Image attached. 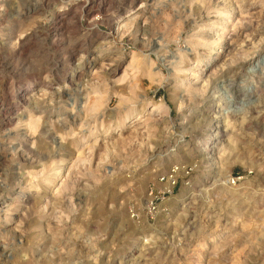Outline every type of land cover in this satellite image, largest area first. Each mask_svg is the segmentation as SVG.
<instances>
[{"label":"rangeland","instance_id":"obj_1","mask_svg":"<svg viewBox=\"0 0 264 264\" xmlns=\"http://www.w3.org/2000/svg\"><path fill=\"white\" fill-rule=\"evenodd\" d=\"M127 13L138 23L122 36ZM0 14V264H264V0H0ZM228 15V65L187 82L211 52L194 41L217 39ZM134 53L158 75L118 82L127 64L115 79L95 67ZM85 97L93 108H72ZM143 103L134 128L105 132ZM177 169L163 196L160 177ZM150 189L164 197L155 214Z\"/></svg>","mask_w":264,"mask_h":264},{"label":"bare ground","instance_id":"obj_2","mask_svg":"<svg viewBox=\"0 0 264 264\" xmlns=\"http://www.w3.org/2000/svg\"><path fill=\"white\" fill-rule=\"evenodd\" d=\"M102 1V0H101ZM145 1V0H144ZM169 1V0H168ZM105 2V1H104ZM227 2V1H226ZM163 3V2H162ZM90 4H93V2H90ZM95 4V3H94ZM231 5V4H230ZM235 5H236V3H235ZM127 6V5H126ZM191 6V5H190ZM227 6V5H226ZM237 6V5H236ZM146 7V6H145ZM124 8V7H123ZM138 8V7H137ZM140 8V7H139ZM186 8V7H185ZM88 9V8H87ZM94 9V8H93ZM119 10V9H118ZM134 10V9H133ZM138 10V9H137ZM186 10V9H185ZM231 10H233V8H231ZM107 11V10H106ZM87 12H88V10H87ZM189 12V11H188ZM216 13V12H215ZM218 14V13H217ZM222 14V13H221ZM92 15V14H91ZM230 15V14H229ZM228 15V19L225 21V24L222 26V30H221V32L219 31L218 32V34H217V39H214L212 42L210 41V40H208V38H207V41H210V42H207L206 40H204V37L203 38H198L197 37V40L196 41H194L195 40V38H194V42L195 43H197V46H198V48H199V46H201V47H207V48H209V49H211V52L209 53V54H205L206 56H207V60H205L203 63H202V67L200 68V70L199 71H197V74L196 73H193V71H190L189 72V74H188V80H187V82L188 81H190V80H195L196 82L195 83H203V87L204 86H206V83L208 82V79H207V77H206V75H205V77L203 76H201V75H199V74H201V72H203V70H204V68L206 67H209V69H212V68H217L218 67V63H220L221 61H222V66H224V64H227V60L225 59V58H227V56L231 53V49H234V44H236L235 42H234V40H233V38L234 37H232V36H228V35H231V33H230V30H228L231 26H229L228 28H225L226 27V25H228L227 23H229V19L231 18V16H229ZM133 16H135V13H127V14H125V15H120L119 16V18L117 19V21L115 22V26H114V28H115V30H116V32H118V34H120V35H122V36H125L124 35V33L125 32H132V31H130V30H132V26H133V22L134 21H136V20H134L133 19ZM137 16V15H136ZM135 16V17H136ZM138 16H140L139 14H138ZM142 16V15H141ZM211 16V15H210ZM244 16V15H243ZM93 17V16H92ZM215 17V16H214ZM64 18V17H63ZM136 18H138V17H136ZM238 18H239V16H238ZM243 19V18H242ZM59 20V19H58ZM239 20V19H238ZM55 21V20H54ZM59 21H61V20H59ZM232 21V20H231ZM240 21V20H239ZM51 22V21H50ZM113 22V21H112ZM137 23H138V21H136ZM136 22H134V23H136ZM218 22V21H217ZM238 23V22H237ZM60 25V24H59ZM114 25V24H113ZM140 25V24H139ZM235 25V24H234ZM137 26V25H136ZM135 26V27H136ZM77 27V26H76ZM221 27V26H220ZM233 27H235V26H232V28ZM139 28V27H138ZM140 28H141V26H140ZM208 28V27H207ZM219 28V27H218ZM217 29V28H216ZM113 30V29H112ZM203 30V29H202ZM232 30H234V29H232ZM231 30V31H232ZM135 31V30H134ZM200 31V30H199ZM216 31V30H215ZM235 32V31H234ZM62 33V32H61ZM195 33H196V31H195ZM127 34V33H126ZM214 34V33H213ZM244 34V33H243ZM68 35V34H67ZM195 35V34H194ZM204 35V34H203ZM202 35V36H203ZM122 36H121V38H122ZM192 36H193V34H192ZM211 36V35H210ZM238 36V35H237ZM241 36V35H240ZM239 36V37H240ZM196 37V36H195ZM201 37V36H200ZM229 37V38H228ZM236 37V36H235ZM213 39V38H212ZM238 40H239V38H237ZM60 40V39H59ZM233 40V41H232ZM259 40H261V39H259ZM112 41V40H111ZM237 41V40H236ZM250 42V41H249ZM53 43V42H52ZM64 43V42H63ZM92 43V42H91ZM90 43V44H91ZM192 43V42H191ZM194 43V44H195ZM245 43V42H244ZM259 43V42H258ZM113 45V44H112ZM241 45V44H240ZM109 46H111V45H109ZM160 46V45H159ZM235 46H237V45H235ZM239 46V45H238ZM244 46V45H243ZM192 47V46H191ZM216 47H219V48H217V49H219V51L216 53H213V50L216 48ZM98 48H100V47H98ZM237 48V47H236ZM254 48H255V45H254ZM225 49V50H224ZM248 49V48H247ZM88 50V49H87ZM193 50V49H192ZM201 50V49H200ZM242 50V49H241ZM196 51V50H195ZM235 51V50H234ZM106 52V51H105ZM243 52V51H242ZM99 53H101V52H99ZM201 53V52H200ZM233 53V52H232ZM105 53H101V55H104ZM196 54V53H195ZM220 54H222V56H220ZM243 54V53H242ZM246 54V53H245ZM100 55V54H99ZM188 55V54H187ZM247 55V54H246ZM118 56V55H117ZM237 56V55H236ZM243 56H245V55H243ZM139 57V56H138ZM175 57V56H174ZM238 57V56H237ZM240 57V56H239ZM248 57H249V55H248ZM96 58H98V57H96ZM180 58H182V57H179V59ZM184 58V57H183ZM233 58V57H232ZM241 58H243V57H241ZM77 59V58H76ZM144 59V58H143ZM189 59V58H188ZM229 59H230V57H229ZM235 59H237V58H235ZM234 59V60H235ZM245 59H246V57H245ZM70 60V59H69ZM80 60V59H79ZM105 60H107L108 61V63L105 61ZM130 61H127L126 62V59H122L121 57L120 58H117V59H115V58H103V57H101L100 59H99V61L96 63L95 62V67L96 66H99L98 68H101V69H103V68H105V70H107V73H108V77L109 76H111L112 78H114V77H116L117 76V74L119 73V71L123 68V66L124 65H126L127 64V67H124V68H126L125 70H123L124 71V73H122L123 75H122V77L121 78H119L118 79V82H124L125 80H127L128 78V76H130L131 74H130V72L131 71H133V70H135L136 72L138 71L139 73L141 72L142 73V75H147V76H149L151 79H153V75L154 74H157L158 75V73H155L154 72V74L152 73V70H153V68H151L149 71H146L145 73L142 71V70H140L141 68H140V65H141V63H142V59H139V58H137L136 57V54L134 53V54H132L131 55V57H130V59H129ZM106 63H105V62ZM148 61V60H147ZM187 61V60H186ZM199 61V60H198ZM230 61V60H229ZM237 61V60H236ZM243 61V60H242ZM150 62V61H149ZM174 63V62H173ZM172 63V64H173ZM176 63H177V61H176ZM231 63V62H230ZM233 63H234V61H233ZM178 64V63H177ZM176 64V65H177ZM228 65V64H227ZM142 66V65H141ZM182 66V65H181ZM217 66V67H216ZM219 66H221V65H219ZM51 67V66H50ZM154 67V66H153ZM189 67V66H188ZM194 67V66H193ZM93 68V67H92ZM148 68V67H147ZM195 68V67H194ZM193 68V70H195ZM96 69V68H95ZM188 69H190V67L188 68ZM83 70V69H82ZM190 70H192V68L190 69ZM208 70V69H207ZM95 71V70H94ZM100 71V70H99ZM122 71V70H121ZM213 71H214V69H213ZM78 72V71H77ZM83 72V71H82ZM81 72V73H82ZM97 72V71H96ZM101 72V71H100ZM106 72V71H105ZM195 72H196V70H195ZM219 72V71H218ZM80 73V74H81ZM94 73V72H93ZM92 73V74H93ZM99 73V72H98ZM199 73V74H198ZM206 73V72H205ZM208 73V72H207ZM53 74V73H52ZM79 74V73H78ZM87 74V73H86ZM100 74V73H99ZM210 74V73H209ZM212 74V73H211ZM82 75V74H81ZM95 75V74H94ZM85 76V75H84ZM92 76V75H91ZM138 76V75H137ZM186 76V75H185ZM184 76V77H185ZM208 76V75H207ZM81 77V76H80ZM97 77V76H96ZM95 77V78H96ZM105 77V76H104ZM107 77V76H106ZM118 77V76H117ZM154 77H156V75H154ZM76 78V77H75ZM92 78V77H91ZM90 78V79H91ZM94 78V79H95ZM81 79V78H80ZM115 79V78H114ZM133 79V78H132ZM150 79V80H151ZM156 79V78H155ZM82 80V79H81ZM101 80V79H100ZM111 80V79H110ZM113 80V79H112ZM206 80V82H204ZM72 81V80H71ZM106 81V80H105ZM154 81V80H153ZM157 81H159V80H157ZM45 82V81H44ZM73 82V81H72ZM93 82H95L94 80H93ZM103 82V81H102ZM134 82V81H133ZM96 83H99V82H97L96 81ZM104 83H106V82H104ZM137 83V82H136ZM72 85L74 84V82L73 83H71ZM91 84H92V82H91ZM134 84V83H133ZM192 84V83H191ZM208 84H209V82H208ZM232 84V83H231ZM87 85V84H86ZM93 85H94V83H93ZM98 85V84H97ZM117 85V84H116ZM139 85V84H138ZM137 85V86H138ZM196 85V84H195ZM201 85V84H200ZM200 85H199V87H200ZM71 86V85H70ZM99 86H100V84H99ZM114 86V85H113ZM120 86V85H119ZM125 86H127V85H125ZM130 86V85H129ZM133 86V85H132ZM202 86V85H201ZM19 87V86H18ZM34 85H31V87L30 88H25L24 86H20V88L22 89L21 91H23V98L25 97V98H29V96H30V94L34 91ZM44 87V86H43ZM124 87V86H123ZM140 87V86H139ZM102 88V87H101ZM117 88V87H116ZM126 88V87H125ZM131 88V87H130ZM134 88V87H133ZM132 88V89H133ZM180 88V87H179ZM43 89V88H42ZM65 89V88H64ZM96 89V88H95ZM131 89V90H132ZM135 89V88H134ZM196 89H197V87H196ZM195 89V91H198V89L196 90ZM204 89H206V88H204ZM103 90V89H102ZM125 90V89H124ZM129 90V89H128ZM127 90V91H128ZM136 90V89H135ZM134 90V91H135ZM188 90H190V88L188 89ZM200 90V89H199ZM201 90H202V88H201ZM47 91V90H46ZM45 91V92H46ZM121 91V90H120ZM119 91V92H120ZM190 91H192V90H190ZM112 92V91H111ZM119 92L117 93H115L116 94V96L119 94ZM96 93V92H95ZM129 93V92H128ZM133 93V92H132ZM188 93V92H187ZM97 94H99L98 92H97ZM120 94H122L121 92H120ZM124 94V93H123ZM191 94V93H190ZM196 94V93H195ZM198 94V93H197ZM202 94V93H201ZM200 94V95H201ZM42 95V94H41ZM60 95V94H59ZM69 95V94H68ZM67 95V96H68ZM76 95V94H75ZM128 95V94H127ZM126 95V96H127ZM132 95V94H131ZM136 95V94H135ZM140 95V94H139ZM209 95V94H208ZM28 96V97H27ZM80 96V95H79ZM101 95H99V97H100ZM119 96V95H118ZM31 97H32V95H31ZM82 97V96H81ZM88 97V96H87ZM98 97V98H99ZM129 97V96H128ZM135 97V96H134ZM190 97V96H189ZM42 98V97H41ZM70 98H72L73 99V97L71 96ZM69 98V99H70ZM97 98V97H96ZM103 98H105V97H103ZM143 98V97H142ZM32 99V98H31ZM71 99V100H72ZM76 99H79V98H76ZM100 99V98H99ZM123 99V98H122ZM135 99V98H134ZM189 99V98H188ZM74 100V99H73ZM127 100V99H126ZM69 102H70V100H68ZM79 101V100H78ZM124 101V100H123ZM139 101V100H138ZM73 102V101H72ZM94 102H96V101H94ZM182 102V101H181ZM68 103V102H67ZM74 103V102H73ZM220 103V102H219ZM68 104H70V103H68ZM83 104V105H82ZM133 105V104H132ZM94 106V105H93ZM140 106V105H139ZM142 107H141V109H140V112L137 114V115H134V112H129L130 114L128 115V116H126V117H124V119H122V120H120V121H117V123H115L116 124V127H115V129H114V127H109V129L108 130H105V132H107V133H112L113 131H115V130H118V129H125L126 127H130V126H132V121L131 120H133L134 119V117H137V118H139L140 117V115L142 114V113H144L147 109H148V107H147V105H146V103H143L142 105H141ZM68 107H70V106H68ZM79 107H81L82 109H83V111H84V113L85 112H87L88 111V107H92V106H89L88 105V98H82L81 99V101L80 102H76L75 104H73L72 105V108H79ZM218 107H221V106H218ZM56 108V107H55ZM93 108V107H92ZM95 108H96V106H95ZM163 108V104L162 103H154V104H152L150 107H149V110H150V112L152 111H158V110H161ZM168 108V107H167ZM70 109V108H69ZM96 109H98V108H96ZM99 109H100V107H99ZM87 110V111H86ZM78 111H79V109H78ZM101 111V110H100ZM71 112H73V111H71ZM81 112V114H82V111H80ZM96 112V111H95ZM218 112H220V111H218ZM78 113V112H77ZM90 114V113H89ZM89 114H87V115H89ZM91 114H92V112H91ZM79 115V114H78ZM104 115V114H103ZM91 116V115H90ZM224 116V115H223ZM190 117V116H189ZM78 118H79V116H78ZM122 118V117H121ZM219 118H221V117H217V116H215V117H213L212 119H210L211 121H213V120H218ZM257 118V117H256ZM30 119V118H29ZM31 119H33V118H31ZM141 119V117L139 118V120ZM27 120V119H26ZM38 120H39V118H38ZM38 120H36V119H34V120H30L29 121V123H28V126L29 127H36V125H37V123L39 122ZM149 120V119H148ZM42 121V120H41ZM152 122V121H151ZM83 123V122H82ZM184 123V122H183ZM39 124V123H38ZM73 124V123H72ZM136 124V123H135ZM220 125L219 126H217V127H215L214 128V130H216V133L215 134H212V135H210V139L213 141V143L212 144H214V142L216 141V140H219V138L221 137L220 136V134L222 133V129L223 128H226V127H228V125L229 124H227V119H226V117L225 118H223V121L221 122V123H219ZM26 125H27V123H26ZM138 125V124H137ZM148 126V125H147ZM182 126V125H181ZM104 127V126H103ZM133 127V126H132ZM242 127V126H241ZM28 128V127H27ZM36 128H38V127H36ZM77 128V127H76ZM134 128V127H133ZM154 128V127H153ZM136 129V128H135ZM228 129H229V127H228ZM29 130H30V128H29ZM35 130V129H34ZM97 130V129H96ZM30 131H32V130H30ZM71 131V130H70ZM89 131V130H88ZM137 131V130H136ZM224 131H225V129H224ZM12 132V131H11ZM98 132V131H97ZM66 133H68L67 131H66ZM138 133V132H137ZM224 133V132H223ZM73 134V133H72ZM92 133H90V135H91ZM150 134V133H149ZM208 134V133H207ZM28 136V135H27ZM60 136V135H59ZM63 136V135H62ZM77 137V136H76ZM62 138V137H61ZM87 138H88V136H87ZM99 138V137H98ZM106 138V137H105ZM79 139V138H78ZM85 140H86V138H84ZM89 139V138H88ZM91 139V138H90ZM83 140V139H82ZM104 140V139H103ZM62 141V140H61ZM63 141H64V139H63ZM87 142H89V141H84L83 142V144H86L87 145ZM92 142V141H91ZM98 141H97V139H95V140H93V144H96ZM82 143V142H81ZM110 143V142H109ZM62 144V143H61ZM222 144V143H221ZM33 145V144H32ZM86 145H85V147H86ZM91 145V144H90ZM89 144L87 145V147H86V149L88 148V149H90V146ZM61 146V145H60ZM94 146V145H93ZM210 146V145H209ZM213 146V145H212ZM204 147L203 148V150L200 152V153H206V154H209V153H211V151H213L214 150V148L215 147ZM62 147V146H61ZM82 147V146H81ZM96 147V146H95ZM228 147V146H227ZM226 147V148H227ZM233 148V147H232ZM61 149V148H60ZM220 149V148H219ZM80 150V149H79ZM91 150H92V148H91ZM234 150V149H233ZM85 151V150H84ZM87 151V150H86ZM89 151V150H88ZM5 152V151H4ZM81 152H83L82 151V149H81ZM82 154V153H81ZM87 155V154H86ZM225 155V154H224ZM78 156L80 157V153L78 154ZM215 155H212V157H214ZM220 157V156H219ZM206 158V157H205ZM218 158V157H217ZM76 159V158H75ZM77 160V159H76ZM213 160V159H212ZM216 160H218V159H216ZM72 162H75L74 161V159L73 158H70V159H65V160H61L59 163H58V166H57V169L55 170V172H53V173H51L50 175H49V177H48V179H49V181L51 182V183H53V182H55V181H57L58 179H59V175L61 174V175H64V171L66 170V167L65 166H68L69 164H71ZM76 163V162H75ZM224 163V162H223ZM73 164V163H72ZM230 164V163H229ZM212 165V164H211ZM200 167V166H199ZM221 168V167H220ZM69 169V168H68ZM43 171V170H42ZM31 173V172H30ZM44 173V172H43ZM37 175V174H36ZM40 176V175H39ZM34 178V177H33ZM51 183H50V185H51ZM186 192L187 191H183L182 192V194H186ZM178 197V196H177ZM5 207H7V206H5ZM9 208V207H8ZM15 210V209H14ZM0 213H2L1 211H0ZM10 216H12V215H9V217H7L6 218V223H10L11 222V219H9L10 218ZM17 228V227H16ZM32 255V254H31Z\"/></svg>","mask_w":264,"mask_h":264},{"label":"built area","instance_id":"obj_3","mask_svg":"<svg viewBox=\"0 0 264 264\" xmlns=\"http://www.w3.org/2000/svg\"><path fill=\"white\" fill-rule=\"evenodd\" d=\"M24 13L23 15H30L32 12L31 7L28 8V10H25L24 8ZM22 13V11H21ZM21 16V14H19ZM0 20H4L1 17L0 14ZM18 97H21V92L19 90L18 92ZM177 173H178V169L177 170H172L171 172H169L168 174H165L163 176L160 177L159 182L161 184H164L163 186V196L165 195H170L172 196L175 192V189L177 188L179 181H178V177H177ZM185 174H187L188 176L190 175V172H188L187 170L185 171ZM160 196V193H157V191H155L154 189H150L149 194H148V202H147V208L149 213L151 214H155L158 210V208L160 207V204L164 201V197Z\"/></svg>","mask_w":264,"mask_h":264}]
</instances>
